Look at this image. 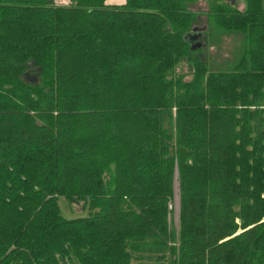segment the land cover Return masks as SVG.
Instances as JSON below:
<instances>
[{
    "label": "trees",
    "instance_id": "1",
    "mask_svg": "<svg viewBox=\"0 0 264 264\" xmlns=\"http://www.w3.org/2000/svg\"><path fill=\"white\" fill-rule=\"evenodd\" d=\"M196 1L0 0V264H264V6L215 68Z\"/></svg>",
    "mask_w": 264,
    "mask_h": 264
},
{
    "label": "rangeland",
    "instance_id": "2",
    "mask_svg": "<svg viewBox=\"0 0 264 264\" xmlns=\"http://www.w3.org/2000/svg\"><path fill=\"white\" fill-rule=\"evenodd\" d=\"M228 1V0H224ZM233 1V4H236V6L239 9L244 8V1L243 0H229ZM263 6H264V0H263ZM191 9L197 13H201V17L199 22L197 23L198 26L203 27V25L207 24L206 16L204 13L208 9V0H197L193 5H191ZM206 28L203 31L204 37L207 38L208 44H211L212 39H208V32H206ZM218 32H221L220 30L214 31V43L212 42V45L209 46L207 50V55L209 56V59L212 60V67L218 68V67H227V62H235L238 58V53L241 51L242 43L240 40V37L237 35H231V34H218ZM204 48H207L204 47ZM178 72H183L188 70V66L186 63H182L177 68ZM190 75L186 76L185 79H189ZM177 189V190H176ZM58 204L60 207L61 214L66 218H74L78 216L86 215V210H83L81 207V202H71L70 200L60 197L58 200ZM171 208L173 209L172 214V221L174 222L173 225L177 226L178 222V215H179V194H178V186L177 182H175V189H174V198L172 201ZM151 262V261H150ZM137 261H133V264H137ZM149 264H152L149 263Z\"/></svg>",
    "mask_w": 264,
    "mask_h": 264
},
{
    "label": "water",
    "instance_id": "3",
    "mask_svg": "<svg viewBox=\"0 0 264 264\" xmlns=\"http://www.w3.org/2000/svg\"><path fill=\"white\" fill-rule=\"evenodd\" d=\"M230 2L233 4V1ZM203 31V27H193L190 32L184 34V40L190 43L191 50L205 46Z\"/></svg>",
    "mask_w": 264,
    "mask_h": 264
},
{
    "label": "built area",
    "instance_id": "4",
    "mask_svg": "<svg viewBox=\"0 0 264 264\" xmlns=\"http://www.w3.org/2000/svg\"><path fill=\"white\" fill-rule=\"evenodd\" d=\"M53 1L58 6H68L71 3V0H53Z\"/></svg>",
    "mask_w": 264,
    "mask_h": 264
},
{
    "label": "crops",
    "instance_id": "5",
    "mask_svg": "<svg viewBox=\"0 0 264 264\" xmlns=\"http://www.w3.org/2000/svg\"><path fill=\"white\" fill-rule=\"evenodd\" d=\"M125 0H107L108 4H114V5H120L123 4ZM262 5H263V0H262Z\"/></svg>",
    "mask_w": 264,
    "mask_h": 264
},
{
    "label": "bare ground",
    "instance_id": "6",
    "mask_svg": "<svg viewBox=\"0 0 264 264\" xmlns=\"http://www.w3.org/2000/svg\"><path fill=\"white\" fill-rule=\"evenodd\" d=\"M177 190V189H176Z\"/></svg>",
    "mask_w": 264,
    "mask_h": 264
}]
</instances>
